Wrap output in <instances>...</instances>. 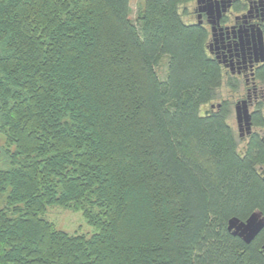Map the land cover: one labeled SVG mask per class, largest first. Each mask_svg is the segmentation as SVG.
Here are the masks:
<instances>
[{"label":"trees","instance_id":"1","mask_svg":"<svg viewBox=\"0 0 264 264\" xmlns=\"http://www.w3.org/2000/svg\"><path fill=\"white\" fill-rule=\"evenodd\" d=\"M186 1L0 0V264H264V230L227 229L264 216V180L204 111L223 76Z\"/></svg>","mask_w":264,"mask_h":264},{"label":"flooded vegetation","instance_id":"2","mask_svg":"<svg viewBox=\"0 0 264 264\" xmlns=\"http://www.w3.org/2000/svg\"><path fill=\"white\" fill-rule=\"evenodd\" d=\"M183 18L205 31L206 52L223 76L204 111H229L238 151L256 157L264 180V0H187Z\"/></svg>","mask_w":264,"mask_h":264},{"label":"rangeland","instance_id":"3","mask_svg":"<svg viewBox=\"0 0 264 264\" xmlns=\"http://www.w3.org/2000/svg\"><path fill=\"white\" fill-rule=\"evenodd\" d=\"M144 0H130V18L134 20L137 12L142 7ZM158 76L163 79L166 73V59H163L157 67ZM6 147L5 137L0 133V162L1 152ZM4 205L3 200H0V206ZM42 217L50 221L59 230L74 234H92L95 230L89 226L81 212L71 210L69 208H63L59 206H50L46 210Z\"/></svg>","mask_w":264,"mask_h":264},{"label":"water","instance_id":"4","mask_svg":"<svg viewBox=\"0 0 264 264\" xmlns=\"http://www.w3.org/2000/svg\"><path fill=\"white\" fill-rule=\"evenodd\" d=\"M227 223L228 231L248 244L264 228V216L260 211H255L244 221L236 217H232ZM262 248L264 250V244Z\"/></svg>","mask_w":264,"mask_h":264}]
</instances>
